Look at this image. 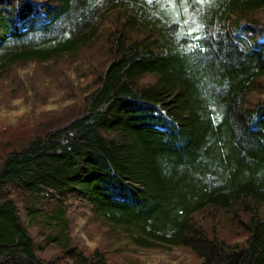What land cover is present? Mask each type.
<instances>
[{
	"label": "trees",
	"instance_id": "obj_1",
	"mask_svg": "<svg viewBox=\"0 0 264 264\" xmlns=\"http://www.w3.org/2000/svg\"><path fill=\"white\" fill-rule=\"evenodd\" d=\"M258 38L264 0H0L1 96L32 66L36 99L74 104L0 126V264H111L81 221L200 264H264Z\"/></svg>",
	"mask_w": 264,
	"mask_h": 264
},
{
	"label": "rangeland",
	"instance_id": "obj_2",
	"mask_svg": "<svg viewBox=\"0 0 264 264\" xmlns=\"http://www.w3.org/2000/svg\"><path fill=\"white\" fill-rule=\"evenodd\" d=\"M257 41H264V38H258ZM18 72L19 76L24 78L23 81L27 87L25 92L18 95L17 99H11L12 101L6 100L5 96L2 97L3 95L0 94L1 127L21 128V131H26L27 127H39L45 118L43 116L51 113L55 114L56 111L60 112L61 110L65 113L67 111L70 112V108L74 107V104L72 105L71 102L72 100H61V98H58L62 96V90H58V92L56 90L52 92V95L49 94L45 97L42 95L43 98H40L41 100L36 99V91L32 87V82L38 83L39 80L43 79L40 68L27 66ZM69 75L70 78H68ZM68 76L63 74V78L60 77L61 81H63L64 77L66 78V81H63L66 86H77L79 84V88H84L83 86L87 85V79L80 74L72 73L68 74ZM68 88L70 89V87ZM68 88L65 87L66 92H68ZM31 97L34 98L32 101L30 100L32 99ZM83 223L84 221L79 222L78 229H82V235L85 237L89 249L103 248L104 250L108 247L111 255V264H200L194 253L187 248H167L164 246L147 248L145 246H139V244L132 242L129 238L124 237L122 234L120 235V233L118 235L122 236L121 238H117V235H113L112 238L107 228L99 229L97 225L91 222V226L87 225V227L85 226L83 228Z\"/></svg>",
	"mask_w": 264,
	"mask_h": 264
},
{
	"label": "snow or ice",
	"instance_id": "obj_3",
	"mask_svg": "<svg viewBox=\"0 0 264 264\" xmlns=\"http://www.w3.org/2000/svg\"><path fill=\"white\" fill-rule=\"evenodd\" d=\"M184 2L186 3V2H187V0H184Z\"/></svg>",
	"mask_w": 264,
	"mask_h": 264
}]
</instances>
